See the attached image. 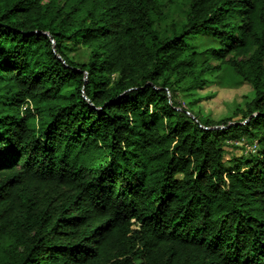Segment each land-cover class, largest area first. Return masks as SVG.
Here are the masks:
<instances>
[{
  "label": "trees",
  "instance_id": "trees-1",
  "mask_svg": "<svg viewBox=\"0 0 264 264\" xmlns=\"http://www.w3.org/2000/svg\"><path fill=\"white\" fill-rule=\"evenodd\" d=\"M160 9L0 0V264H264V0ZM225 67L239 121L181 106Z\"/></svg>",
  "mask_w": 264,
  "mask_h": 264
},
{
  "label": "rangeland",
  "instance_id": "rangeland-1",
  "mask_svg": "<svg viewBox=\"0 0 264 264\" xmlns=\"http://www.w3.org/2000/svg\"><path fill=\"white\" fill-rule=\"evenodd\" d=\"M160 15L155 17L156 29L161 35H169L171 29L184 21L189 8V0H160ZM197 49H204L213 44L208 38L191 41ZM79 53L84 54V49ZM219 61H213L218 64ZM206 85L193 88L190 95L178 93V101L185 110H190L201 117L215 122L221 120L239 121L240 111L246 109L255 96V90L249 83H242L226 67L218 73L206 77ZM251 143L246 139L241 142L228 141L225 149L226 159L247 155L251 152Z\"/></svg>",
  "mask_w": 264,
  "mask_h": 264
},
{
  "label": "built area",
  "instance_id": "built-area-1",
  "mask_svg": "<svg viewBox=\"0 0 264 264\" xmlns=\"http://www.w3.org/2000/svg\"><path fill=\"white\" fill-rule=\"evenodd\" d=\"M239 142H241V141H239ZM257 148H258V143L255 142L254 144L251 145V149L250 150H251L252 153H254V152L257 151Z\"/></svg>",
  "mask_w": 264,
  "mask_h": 264
},
{
  "label": "water",
  "instance_id": "water-1",
  "mask_svg": "<svg viewBox=\"0 0 264 264\" xmlns=\"http://www.w3.org/2000/svg\"><path fill=\"white\" fill-rule=\"evenodd\" d=\"M193 118H194V116H193Z\"/></svg>",
  "mask_w": 264,
  "mask_h": 264
}]
</instances>
